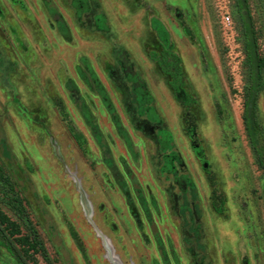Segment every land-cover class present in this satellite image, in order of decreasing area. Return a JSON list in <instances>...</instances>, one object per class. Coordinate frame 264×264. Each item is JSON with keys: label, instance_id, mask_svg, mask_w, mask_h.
<instances>
[{"label": "rangeland", "instance_id": "rangeland-1", "mask_svg": "<svg viewBox=\"0 0 264 264\" xmlns=\"http://www.w3.org/2000/svg\"><path fill=\"white\" fill-rule=\"evenodd\" d=\"M71 1L0 0V167L30 224L1 186L0 211L42 244L27 264H264L242 117L248 38L264 148V0Z\"/></svg>", "mask_w": 264, "mask_h": 264}, {"label": "trees", "instance_id": "trees-1", "mask_svg": "<svg viewBox=\"0 0 264 264\" xmlns=\"http://www.w3.org/2000/svg\"><path fill=\"white\" fill-rule=\"evenodd\" d=\"M236 2L238 7L242 6L241 0H236ZM73 6H75L76 8L77 14L80 15L82 13L81 10L86 9L87 0L74 1ZM241 13L243 17L244 14L243 12ZM245 32H246V28H245ZM252 44L253 42L247 38L245 42V51H246V59L249 64L250 76H249V84L245 92L244 110L242 117L248 139L251 143V147L256 156L257 165L264 171V148L257 146L256 138L258 134V127L253 112L254 101L259 89L260 70L263 61H261L256 56H252V52H251ZM99 88H101L100 84H99ZM102 91L103 90L101 89L100 94L103 97H105V92ZM145 99L147 101L152 100L151 97H149L148 95L147 96L145 95ZM83 112H84L83 115L87 120L92 118V116L87 110H84ZM152 114L153 113H151V115ZM152 117L156 118L154 114L152 115ZM0 186L4 189V196L8 198L10 202V206L13 208V210H15L18 217L26 225H29L30 223L25 214V209L22 206V202L18 198V196L14 193L13 184L8 178V176L2 171L1 167H0ZM180 213L184 217V212L181 211ZM31 231H32L31 237H28V235H20L19 226L15 222L11 221L6 215H4L0 211V232L3 234L8 250L11 253H13V255L19 260V264H27V259L30 260L32 257L31 254L44 252V248L42 244L36 238L35 231L33 229H31Z\"/></svg>", "mask_w": 264, "mask_h": 264}, {"label": "bare ground", "instance_id": "bare-ground-1", "mask_svg": "<svg viewBox=\"0 0 264 264\" xmlns=\"http://www.w3.org/2000/svg\"><path fill=\"white\" fill-rule=\"evenodd\" d=\"M82 204H83V207H84L85 211L87 212L88 211V207H87V205H86L84 200H83ZM106 254H107L108 259L111 260V262L113 264H118V262L114 259L113 255L110 253V250L108 248H107V253Z\"/></svg>", "mask_w": 264, "mask_h": 264}, {"label": "flooded vegetation", "instance_id": "flooded-vegetation-1", "mask_svg": "<svg viewBox=\"0 0 264 264\" xmlns=\"http://www.w3.org/2000/svg\"><path fill=\"white\" fill-rule=\"evenodd\" d=\"M74 1H77V0H72L71 3L73 4ZM81 11H84V9H82ZM75 12H76V15L77 16H80V15L77 14V11L76 10H75Z\"/></svg>", "mask_w": 264, "mask_h": 264}, {"label": "water", "instance_id": "water-1", "mask_svg": "<svg viewBox=\"0 0 264 264\" xmlns=\"http://www.w3.org/2000/svg\"><path fill=\"white\" fill-rule=\"evenodd\" d=\"M83 197V196H82ZM87 215H88V213H87ZM117 258V257H116ZM118 261H119V259H118ZM119 263L121 264V262L119 261Z\"/></svg>", "mask_w": 264, "mask_h": 264}]
</instances>
